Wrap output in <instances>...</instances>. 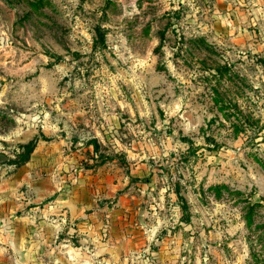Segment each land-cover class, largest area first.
Returning <instances> with one entry per match:
<instances>
[{"label": "rangeland", "instance_id": "374dc122", "mask_svg": "<svg viewBox=\"0 0 264 264\" xmlns=\"http://www.w3.org/2000/svg\"><path fill=\"white\" fill-rule=\"evenodd\" d=\"M0 264H264V0H0Z\"/></svg>", "mask_w": 264, "mask_h": 264}, {"label": "trees", "instance_id": "16d2710c", "mask_svg": "<svg viewBox=\"0 0 264 264\" xmlns=\"http://www.w3.org/2000/svg\"><path fill=\"white\" fill-rule=\"evenodd\" d=\"M40 135L41 138L46 139V136L44 134L41 133ZM39 138L40 137L38 135H34L28 141L18 144V150L16 151L15 155L13 157H8L7 162L14 163L16 165H20L26 162L29 159L30 154L32 153ZM176 194L178 198L183 201L181 206L186 211L187 210L186 202L184 201L183 197L180 195L179 191H176ZM188 217L189 215L188 212L186 211L185 214H183L182 219L187 221Z\"/></svg>", "mask_w": 264, "mask_h": 264}, {"label": "crops", "instance_id": "0c3cea01", "mask_svg": "<svg viewBox=\"0 0 264 264\" xmlns=\"http://www.w3.org/2000/svg\"><path fill=\"white\" fill-rule=\"evenodd\" d=\"M14 247L17 248L16 243H13ZM20 252V251H19ZM21 258V257H20Z\"/></svg>", "mask_w": 264, "mask_h": 264}]
</instances>
